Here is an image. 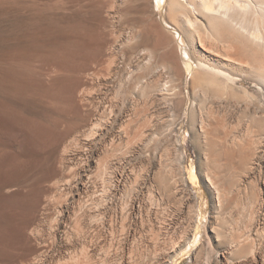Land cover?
<instances>
[{
    "label": "bare ground",
    "instance_id": "6f19581e",
    "mask_svg": "<svg viewBox=\"0 0 264 264\" xmlns=\"http://www.w3.org/2000/svg\"><path fill=\"white\" fill-rule=\"evenodd\" d=\"M135 1L139 14L134 15L133 18L130 17L133 20L131 26L127 31H122L123 33L120 31L121 36L116 29L115 32L118 36L115 32L111 33L112 31L106 33L101 24L105 23L111 26V23L114 22H112L113 16L115 17L114 13L120 16L118 12L120 13L121 10H117L118 6L128 2V0H105L107 9L103 8L105 10L104 14L94 11L93 15L98 18L91 22L78 23L79 27L84 29L85 32L79 34L74 40L72 48L65 52L67 58L73 62L56 61L54 63V66L62 72L73 67L76 77L63 89L62 101L67 108H73L80 112V110L85 109L84 107L88 104V95L91 94V91L89 92L86 89L82 91L84 89L80 88L87 83L88 60L96 59L100 53L103 54L104 52L107 62L106 74L109 77L112 74L111 71L117 67V54L112 48L118 46L116 45L118 42H120V47L127 46L135 37H139V41L136 40L137 42L132 47L125 48L124 53L122 51L121 53L125 55L123 57L127 61L125 67L129 68L131 62L137 61L138 64L142 63L141 65H144V73L134 76L135 69L130 72V76L126 77V85L123 82L124 80H121L123 84H120V90H123L124 97L121 100L118 99L119 101L113 104L110 109L112 112L114 107L119 106V110L121 111L123 108L124 111L123 106L129 101V94L132 97L137 91H140L147 98V100H142L143 102L139 103L140 99L138 101L134 99L139 95L135 94L136 96L132 97L134 100L130 99L131 105L129 104L133 111L132 116L128 112H125L123 116L126 123L129 124L135 121L139 124L135 136L137 141L136 150L141 156L138 162V171L140 172L137 171L138 175L136 176H139V179L137 184L134 181L137 185L133 190L135 193L128 198L127 207H125L127 208L125 216L128 215L133 218L125 219L128 220L129 224L125 227L126 232L123 229L126 233L124 236L125 241H128V244L123 243L118 259H116V256L113 257L114 253L110 257L107 252L104 257L96 259L95 246L87 244L90 246L85 247L83 242H81V249H78L80 251L69 256L68 260L58 252L57 237L59 233L64 232V228L69 226L68 224L64 227L66 221L71 219L75 205H80L82 197L90 190L91 176L89 169L96 167L98 172H102L106 164L105 166L102 165L108 161L106 158L109 154L106 153L103 154V162H101L102 159L100 161L94 159L93 154H99L100 148L99 146L95 149L92 148L94 140L99 134L97 130L94 131L93 129V131L88 130L90 134L88 136L86 134L87 138L79 139L81 152L77 155L79 156L77 158L79 159L78 162L75 159L77 163L75 168L66 169L70 163V158L73 157L66 149H50L47 154L41 157H33L36 164L46 167L44 174L37 177V179H31L25 172L19 170V172L8 177V180L3 181L0 192L8 201V204L15 205V207L22 206L24 211H28L29 217L15 229L13 228L14 230L10 229L8 221V259L2 261L3 256L0 255L2 257L0 258V264H116V261L117 264H137L138 259H143L144 255H147L145 257H148V255L158 256V259H154L155 263L152 264H176L185 254L189 255L188 262L190 264H197L199 259L202 260L203 256H206L203 242H200V225L197 220L200 215L201 203L199 204L198 197L192 194L191 190L179 185L183 178L182 171L179 168L180 164L176 167L168 165L167 162L159 161L160 163H158L157 161L158 169L155 168L154 170L151 166L152 163L156 164L153 149L156 138L164 137L166 140L173 138L175 141H180V135L174 133L173 130L176 125L182 127L185 124L188 126L189 135L186 140L191 145H196L201 149L200 156L205 163L209 161L211 163L214 160L218 145L225 146L218 151L224 159L220 164L221 167H224L230 161L232 162L235 157L238 159L241 167L238 168L241 170L238 169L232 174L231 179H229L230 184L237 185L242 180L241 177L244 171L260 168L254 162L258 153L257 141L254 139L256 136L250 134L247 129L244 132L233 129L231 114L234 115L235 112L241 111L243 115L247 116L246 113L253 100L257 104L260 102L261 105H264V0ZM103 27H105L104 24ZM183 39L186 41V45L181 43ZM50 67H52V64ZM131 73L134 78H131ZM128 80L130 83H128ZM256 99L259 102H256ZM151 106H155L158 112H152ZM89 108L87 109L89 110ZM242 113L239 117L242 116ZM260 113V115H257L259 119L256 116L255 118L264 126V111ZM253 117L251 116V118ZM241 118L243 120L244 116ZM247 119L245 120L248 121ZM109 120L108 116V122ZM251 121L256 120L251 119ZM43 126L29 123V131L33 136L34 147L36 149L53 148L63 135L56 134L51 129ZM262 131L264 133V130ZM129 142L132 141L129 140ZM121 152L123 151L121 150ZM180 156L181 154L179 158ZM184 157L187 158L188 155ZM130 170L132 172V169ZM187 172L188 178L194 182L195 175L190 165H187ZM56 174L60 175V179L53 182L48 181L50 176ZM125 175L126 173L120 174L116 180L115 185L117 188L126 187L125 182L127 179H125ZM204 179L209 192L216 199V204L214 203L216 208L225 207L231 200V190L228 191L227 187H219L216 173L208 171V169ZM248 187H250L251 194L250 208L246 209L248 210V219L245 223L243 221L244 225H241L242 227H238L237 221L240 219H232L229 222H225L223 219L221 222L218 219L212 220V222L209 220L206 225L209 230V248L213 249L211 258H213L215 264H264V251L260 249L258 238H253L251 234L258 232L261 228V222L259 219H254V217L258 209L263 206L264 179H261L258 175L253 176ZM238 188L240 187L236 188L237 194ZM164 194L171 198L178 196V202L181 205L184 200L189 204L188 210L192 218L189 227H191L192 232L190 234L185 232L180 239L178 238L179 240H172V237V239L170 237L160 239L162 237L160 235L158 237L159 230L162 228L165 232L169 231L168 224H162L163 226L161 225L157 231L153 227V221L155 220L152 219V206L157 204L158 199H162ZM243 198L246 200L245 192L239 193L238 201H236L238 203H235L237 206H242V209L244 207ZM47 208H51V212L49 215L46 213L44 215ZM87 212V210H84V214H87ZM52 214L55 216L53 215L54 218H51L47 225L49 230L46 234L49 240L45 242L42 235L44 231L41 232L44 225L42 217L44 215L49 218ZM81 217L75 218L78 220H76L73 227L78 235L83 234V231L88 228L83 229L82 222L79 220L82 219ZM146 222L150 224L149 236L143 239V242L136 240L138 243H134V235L136 232L141 235L140 231H143ZM157 226L156 223V228ZM260 234L257 233L258 236ZM198 241L199 245L194 249ZM15 242L22 245L23 249L21 251L14 250L17 247H14ZM202 262L204 264V260ZM205 264H211V261L207 260L206 262L205 260Z\"/></svg>",
    "mask_w": 264,
    "mask_h": 264
},
{
    "label": "rangeland",
    "instance_id": "374dc122",
    "mask_svg": "<svg viewBox=\"0 0 264 264\" xmlns=\"http://www.w3.org/2000/svg\"><path fill=\"white\" fill-rule=\"evenodd\" d=\"M103 8L107 9V7L105 6V0H0V191L3 181L8 180V177H10L14 173L19 172V170L25 172V174H27V176L31 179H37V177L44 174L46 167L36 164L33 160V157H41L42 155L47 154L50 149H66L70 153V156H73L70 158V163L67 165L66 169L69 170V168H75V164H77L76 162H78L79 160L77 159L79 157L77 155H79V153L81 152L79 149L80 140H82L83 137L85 138L86 134L88 136V134H90L89 131H93V129L94 131L97 130L99 134L94 140L92 148L95 149L99 146L101 152H99V154L97 153L96 155L93 154L94 159H97V161H100V159H102L101 162H103V154H109V156H107L106 158L108 161H106V163L102 165L105 166L106 164L104 171L98 172L96 167H91L89 169L91 176L89 183L90 190L86 195L83 196L84 198L82 197L81 204L75 205V210H73L74 213L71 214V219H68L65 223L66 225H64V227L68 224L69 226L65 227L64 232H60L57 237L58 252L59 254H62V256L66 258V260H68L70 258L69 256H71L72 254L78 253V251H80L78 249L82 245L81 242L84 243L85 247L90 246L87 244L95 246V257H97L96 259L104 257L106 255V252L110 257H112L114 253L115 255H113V257L116 256V259H118L119 254L121 253V249L124 245L123 243L125 242L128 244V241H125L124 236L126 235V233H124V231L126 232L125 227H127V224H129V222L125 219H133L128 215L125 216V212L127 210V208H125L127 207L126 202L128 201V198L131 196V194L133 195L135 193V191L133 190H135V187L137 185H135L134 181H136L137 184L139 179V176H136L140 172L138 171V162L140 161L141 156L136 150L137 141L135 136L139 124L135 121L128 124L123 119V116L125 112H128V114L131 113L132 116L133 111L130 108V105L131 100L134 98V96L139 95L138 97L136 96L134 98L137 101L140 99L138 101L139 103L147 100V98L144 97L140 91H137L133 94V98L129 94L130 102H126L127 104L123 106L124 111L123 108L120 111L119 106L113 108L114 112H111L110 110L113 104L117 103V101L121 100L124 97L123 90H120V84H123V82L125 85L127 84L125 83V79L128 75L130 76V72L136 69L134 76L139 74L142 75L144 73V65H141L142 63L138 64L137 61L130 63L131 66H134H130L129 68L125 67L127 65V61L124 59L125 57H123L124 54H122L124 53L125 48H130L134 43L139 41V37H135V39L133 41H130L129 45L127 46L120 47V42H118L116 44L118 46L115 45L116 47L112 48L114 49L113 51L117 54V67L114 68L115 72L114 70L111 71L112 74H110L111 76L109 77L106 74L107 62L106 54L104 52L103 54L100 53L99 57H97L96 59L88 60V71H86L88 77H86L87 83L80 88L84 89L82 91H85V89L89 92L91 91L92 95H88V104L84 107L85 109L83 111L80 110L79 112L73 108L69 109L62 101L63 89L76 77V73L73 70V67H71V69L68 71H63V73L62 70L54 66V63L56 61H64L68 63L73 62L72 60L67 58L65 52L72 48V46L74 45V40L77 38V36L85 32L84 29H81V27H79L78 23H87L98 18L93 15V12L95 11L100 14H104L105 10ZM118 9L121 10L120 13L118 12L120 16L117 15V13H114L115 17L113 16L112 19V22L114 21V25L111 23L112 27L108 24L106 25L105 23H103L105 26L103 27V24H101V27L104 28L103 30L106 33H109L111 31V33H113L116 29V31L120 35L124 31H127V29L131 26V22L133 21L132 18L138 13L137 3L135 0H130V3L128 0V2H125L124 4L118 6L117 10ZM127 9H129L130 11ZM125 17L129 21L126 20ZM120 31L123 32L119 33ZM117 32H115L116 36H118ZM181 43L183 45H186V41L184 39L181 40ZM18 53L20 54V56ZM19 60H22V64ZM51 64L52 67H50ZM10 74L13 76H11ZM131 75V78H134L132 73ZM131 78H129V80H131ZM121 80L124 81L122 82ZM129 80L128 83H130ZM140 96L142 97L140 98ZM253 102L251 101V105H249V112H245L247 116L243 115L241 111H238L239 114H237L238 112H235L237 115L235 113L234 115L231 114V125L233 126V129H236L237 131L244 132V130L247 129L250 134L256 136L254 137V139L257 141L258 153L254 159V162L256 163L255 165L260 166V168H256L252 171H244L241 177L242 180L237 185L230 184L229 179H231V176L235 171H238V169L241 168L238 159L235 157L233 158L232 162L230 161V163H227L226 165H224V167L220 166L224 159L222 158L221 153L219 154L218 151L220 150V148L225 147L224 145H218L214 155V160L211 161V163L210 161L205 163V161L200 156L201 149L196 145V147L194 145H191L186 140L187 136L189 135V128L185 124L182 127H180V125H176L173 127L174 133L180 135V141H175V139L173 138H169L168 140H166L164 139V137H158L159 140L157 138V140H154L153 149L156 157V164L152 163V168L154 170L155 168L158 169L159 165L157 164L162 161L165 163L167 162V164L170 166L172 165L177 167L180 164L179 168L182 171L183 178L182 181L179 182V185L184 188L186 187V189L188 190H191V193L198 197L197 201L199 202V204L201 203L200 215L197 220L200 225L199 238L200 242H203V245L205 247L204 253H206V256L203 254V259H199L197 261V264H202L203 260L204 264L205 260L206 262L207 260H210L211 264L214 263L213 258H211L213 256V249L209 248V230L206 226L209 220H211L212 222V220L215 221V219H218L220 222L223 220L225 222H229L232 219H240L237 221L238 227H242L246 219H248V210L246 209L250 208L251 194L250 187L248 186H250V182L252 181L253 176L258 175V177L264 179V133L262 131L264 130V126H262V124L257 121L259 119V116L257 115H260V112L263 113L264 105H261V103L257 99L256 102H259V104L255 103L254 100ZM151 107L152 108L150 109H152V112H158L155 106ZM87 108H89V110ZM255 108H257L255 111L258 110L257 112L253 110ZM85 111L87 112L85 113ZM241 113L242 116L239 117ZM107 115L110 119L109 122ZM243 116L244 119L242 120L241 117ZM251 116L253 118H251ZM255 116L258 119L255 118ZM245 119H247L249 122ZM251 119L256 121H251ZM30 122L36 123L39 126L44 125L43 127H47L48 129L54 131V133L62 134L63 136L61 137V139H59V141L53 148L36 149V147H34V140L32 139L33 136L29 131ZM129 140L133 143L129 142ZM125 144L128 146H126ZM110 150L113 151L111 152ZM121 150L123 152H121ZM180 154L182 157L180 156L179 158ZM186 155H188L187 158L184 157ZM180 159L181 161H179ZM187 165H190L193 170V173L195 175L193 178L194 182H192V180L188 178ZM130 169H132V172ZM207 169L208 171L210 170L211 172L216 173L219 187H227L226 189H228V191L231 190V200L225 207L221 209L216 208V199L212 197L206 186L204 176L207 172ZM123 173H126V187L117 188V186L115 185L116 180L118 179L120 174ZM58 179H60V175L56 174L50 176L48 178V181L53 182L54 180ZM237 187H240L238 188V194L236 189ZM244 192L246 195V200L243 198L245 201L243 200L244 207L242 209V206H237V204L235 203H238L236 201H238L239 193L242 194ZM172 198L164 194L162 196V199H158L157 204H154V206H152V219L155 220L153 221V227L156 229V231L157 229L159 230L160 226L164 223L168 224L170 227L168 229V232H165L164 228L159 230L160 232L158 234V237L162 236L160 237V239H163L164 237H172V240H177L178 238L180 239L183 234H185V232H187L188 234L192 232V230L190 229L191 227H189V222H191L190 219L192 218L189 214L190 211L188 210V202L184 200L185 203L183 202V204L181 205V203L178 202V196L176 198ZM46 210V212L44 211V215L45 213L49 215L51 212V208H47ZM84 210L88 211L87 214H84ZM44 215L42 217V219H44V225L41 229V232L44 231L42 235L46 242L49 240L47 239L46 234L49 230V227L47 225L49 224L51 218H54V214H52V216L50 215V219L48 218V216ZM28 217L29 214L27 210L24 211L22 206L15 207V205L8 204V201L0 192V255L3 256V258L1 256L0 258H2V261L8 259V221L9 226L11 227L10 229L14 230ZM77 217L82 218L79 220L80 222H82L81 225L82 227H84V230L88 227L87 230L83 231V234L81 233L79 235L76 232L75 228H73L76 224V220H78L75 219ZM254 219H259V221L261 222V228L258 230V232H254L251 234L253 238H258L257 241L259 243L260 249L264 251V200L262 208L258 209V212L256 213ZM156 223L158 225L157 228ZM140 232L141 235L137 232L134 235V243H136L137 241H142L147 236H149L150 224L146 222L143 226V231ZM257 233L261 234L258 236ZM137 236L142 238L140 239ZM198 245L199 241L194 246V249H196ZM14 247V250L17 252L23 249L22 245L19 243L17 244V242L14 243ZM145 256L147 255H144L143 259L141 260L138 259L137 264H152L155 263V260L158 259V256ZM152 259L155 260L153 261ZM151 260L152 262H150ZM188 261L189 255L185 254L181 257L180 260H178L176 264H190Z\"/></svg>",
    "mask_w": 264,
    "mask_h": 264
}]
</instances>
